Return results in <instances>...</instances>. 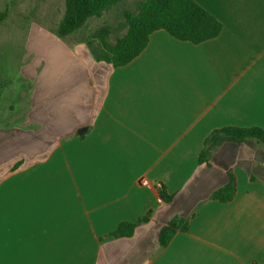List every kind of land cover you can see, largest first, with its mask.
I'll return each instance as SVG.
<instances>
[{
  "label": "crops",
  "instance_id": "0c3cea01",
  "mask_svg": "<svg viewBox=\"0 0 264 264\" xmlns=\"http://www.w3.org/2000/svg\"><path fill=\"white\" fill-rule=\"evenodd\" d=\"M196 1L219 36L156 30L120 67L85 43L24 65V127L0 126V264H264L263 148L226 141L199 161L214 130L264 128V0ZM230 173L234 199H212ZM149 211L133 236H110ZM175 216L189 229L162 249Z\"/></svg>",
  "mask_w": 264,
  "mask_h": 264
},
{
  "label": "trees",
  "instance_id": "16d2710c",
  "mask_svg": "<svg viewBox=\"0 0 264 264\" xmlns=\"http://www.w3.org/2000/svg\"><path fill=\"white\" fill-rule=\"evenodd\" d=\"M122 1L65 0V12L56 33L62 38H67L84 27L90 18L103 16L112 6ZM6 15V11L1 12L0 19ZM122 26L126 31L117 36L114 42L110 40L111 28L108 26L95 31L86 40L97 61L107 62L114 67L128 64L146 48L151 34L156 30L163 29L180 40L198 44L219 36L224 27L221 20L196 0H140L136 10L124 11ZM95 41L97 45L94 47ZM247 140L256 141L264 151V128L233 125L214 130L205 141L206 147L202 150L199 161L209 162L213 152L226 141L242 143ZM235 180V175L230 173L229 181L216 189L211 198L224 203L233 200L237 192ZM158 191L165 203L173 201L174 194L169 193L164 184L158 187ZM151 215L152 211H149L137 221L120 223L110 236H133L137 226L148 222ZM188 229L189 218L173 217L159 232L160 247L166 248L178 232Z\"/></svg>",
  "mask_w": 264,
  "mask_h": 264
},
{
  "label": "rangeland",
  "instance_id": "374dc122",
  "mask_svg": "<svg viewBox=\"0 0 264 264\" xmlns=\"http://www.w3.org/2000/svg\"><path fill=\"white\" fill-rule=\"evenodd\" d=\"M139 1L123 0L103 16L90 18L84 27L62 38L56 30L65 12V0H0V13L7 12L0 19V126L13 121L15 127H24L32 87V80L23 73L25 64L39 57L41 50L45 52L64 44L73 49L77 43L87 45L86 40L105 26L111 28L110 40L114 42L126 31L122 26L124 11L136 10ZM29 32L31 54L26 47Z\"/></svg>",
  "mask_w": 264,
  "mask_h": 264
},
{
  "label": "built area",
  "instance_id": "2783aa9c",
  "mask_svg": "<svg viewBox=\"0 0 264 264\" xmlns=\"http://www.w3.org/2000/svg\"><path fill=\"white\" fill-rule=\"evenodd\" d=\"M142 183H143V184H148V181L145 180V179H143V180H142Z\"/></svg>",
  "mask_w": 264,
  "mask_h": 264
},
{
  "label": "water",
  "instance_id": "95a60500",
  "mask_svg": "<svg viewBox=\"0 0 264 264\" xmlns=\"http://www.w3.org/2000/svg\"><path fill=\"white\" fill-rule=\"evenodd\" d=\"M84 129H80V131L79 132H82Z\"/></svg>",
  "mask_w": 264,
  "mask_h": 264
}]
</instances>
